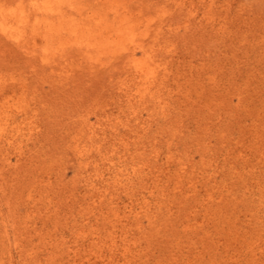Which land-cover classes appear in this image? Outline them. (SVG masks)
<instances>
[{"label": "bare ground", "instance_id": "1", "mask_svg": "<svg viewBox=\"0 0 264 264\" xmlns=\"http://www.w3.org/2000/svg\"><path fill=\"white\" fill-rule=\"evenodd\" d=\"M229 3L0 0L30 55L0 72V264H264V38L227 39ZM71 50L107 74L58 142L39 90Z\"/></svg>", "mask_w": 264, "mask_h": 264}, {"label": "rangeland", "instance_id": "2", "mask_svg": "<svg viewBox=\"0 0 264 264\" xmlns=\"http://www.w3.org/2000/svg\"><path fill=\"white\" fill-rule=\"evenodd\" d=\"M229 1H231V0H229ZM241 1V0H240ZM233 2H237V4L236 3H234L233 4ZM239 0L237 1V0H232V3L230 4L231 5V9H229L227 12H226V14H225V12H223V14L222 15H225V16H227L228 17V20L226 21V22H228L227 24H230L231 26L233 25L234 27H232L231 28V26L229 27L228 26V30H226L225 31V34H226V37L230 34V36H228L227 37V39H229V38H231L232 36V38L231 39H234L235 41H236V39L238 38L239 39V37L242 35V37L244 38L247 34H248V32H249V34L251 33V36L248 34V36H249V38L247 37V39L249 40L250 39V41H252V40H256V39H252L251 37L253 36L252 34H254L255 35V37H256V35L258 36H260V38L262 37V38H264V31H263V29L264 28H261L260 26L258 27L259 29H261L260 31H258V30H256L257 29V26L254 28V27H252L251 26V28H249L250 27V25L251 24H248L247 26H245L246 24H241V21H243V19L244 20H247L248 19V17L251 15V14H253V15H251L250 17H249V19L252 17V18H254L255 16L254 15H256V14H258V13H260L261 11V13L262 14H264L263 12H264V0H244V2L243 1H241V3H240V8L242 9V7H241V4L242 3H246L247 5H245V6H243V7H246L245 9H244V12L246 13H244L243 11L241 12V15H244L245 14V17L244 18H242L241 17V15L240 14H238V13H236V11L238 10L237 8H236V5H239ZM236 4V5H235ZM233 5V6H232ZM234 5H235V8L237 9H234ZM243 5V4H242ZM238 7V6H237ZM258 7H260L259 9V11L257 10V8ZM256 9V11L254 12V10ZM232 10V11H231ZM233 10H234V12H233ZM236 10V11H235ZM243 10V9H242ZM239 11V10H238ZM237 11V12H238ZM148 12V11H147ZM154 12V11H153ZM153 12H151V14L153 13ZM240 12V11H239ZM257 12V13H256ZM146 13V12H145ZM242 13H244V14H242ZM249 14V16H248V14ZM151 14H148V16H147V13H146V18H148L149 17V15H150V17H151ZM233 17V18H230L231 16ZM235 15L237 16L238 15V17H239V15H240V17L239 18H235ZM254 16V17H253ZM262 16V15H261ZM242 20H241V19ZM237 19H240V20H237ZM248 19V20H249ZM220 20H221V18H220ZM220 20L219 21H217V22H219L220 23ZM238 21V22H237ZM216 22V23H217ZM237 22V23H236ZM232 23H234V24H232ZM218 24V23H217ZM226 25V24H225ZM241 25V26H240ZM219 26H221V25H219ZM219 26H218V28H219ZM245 26V27H244ZM221 28V27H220ZM236 28V30L238 29V30H243L242 32H240V31H233L232 29H235ZM244 28V29H243ZM247 29V30H246ZM248 29L249 30H256V31H248ZM229 31H232V32H229ZM261 33V34H256V33ZM234 32V33H233ZM245 32H247V33H245ZM184 33V32H183ZM227 33H228V35H227ZM236 33L237 34H240L239 36L238 35H236ZM220 34H222V33H219V35L217 34V39L220 37L221 38V36L222 35H224V34H222V35H220ZM246 34V35H245ZM263 34V35H262ZM245 35V36H244ZM235 36H238L237 38L235 37ZM254 37V36H253ZM260 38H257V41H261V40H263L262 38L260 39ZM5 39H1V36H0V41H2V43L4 44V46H3V44L1 43V45L3 46H0V72L1 71H9L8 73H11L12 72V70L13 69H15L16 70V68H13L12 69V67L14 66V64H9L10 62H12L14 59H15V57H12L11 56V60L9 59L8 60V57H10V55H11V53H13V50H14V53L16 52V49H17V47L14 49V48H12L11 47V44H8V45H10V46H7V42L5 43V41H4ZM214 41H216V38H214L213 39ZM230 40V39H229ZM240 40H243V39H241L240 38ZM239 40V41H240ZM247 40V41H248ZM263 44H264V42H263ZM212 45H214V43H212L210 46H212ZM185 44L184 45H182V47H183V50H185ZM15 47V46H14ZM188 47V46H187ZM186 47V48H187ZM191 46H189L188 48H190ZM10 49V50H9ZM21 49V48H20ZM19 48H18V50L19 51H24V52H26L24 49H22V50H20ZM19 51H17L16 53L17 54H21L22 52H19ZM186 51H189V49H186ZM191 52H193V49H192V51ZM16 53H15V55H16ZM71 54V55H70ZM70 54L68 53L67 54V56H68V59L69 58H71V59H69L70 60V65H69V68H70V70L72 69V67H70V66H72V65H74L76 68V70H75V75H74V78L73 77H71V78H69V79H62L61 80V75H56V74H60L61 72H62V70H63V66H66L64 63H66L65 62V60H68L67 59V57H59L60 58V61H62V62H60V61H58V62H60L59 63V65H58V63H55L54 65H57L58 66V68H59V66H60V68L62 69L61 70V72H59V73H55V75H56V77L58 76V77H60V78H58L57 77V79L59 80H57V82H55L56 81V78H55V76H54V74H53V77H52V79H50V77L52 76V75H50L49 74V77H47V75L48 74H46V76L45 77H47L46 78V83L44 82L43 83V87L44 88H42V90H39L40 92L39 93H41L42 94V96L44 97H42V96H40V98H43L44 100V102L46 103H48L49 105H50V108H53L54 110H57L58 111V116H56L55 114L54 115H52V116H50L49 117V119H47V121H46V119H43V120H45V123H44V125H45V130H46V132L45 133H47V131H52V132H50L51 134L50 135H53L52 137H54L55 139L57 138V140L59 139V137L57 136V135H59L60 136V134H61V131L59 130V129H61V128H63V126L65 125V124H67L68 122H70V120L68 119V117H69V113L70 112H72V111H75V110H78V109H81V110H88L90 107L91 108H93V96H91V97H88V94L89 93H92L93 92V90H95V89H97L98 88V84H99V81H101L102 79H103V76H105L107 73L106 72H104V71H101V70H98L99 68H97V70H95L94 71V73H93V67L92 66H90V64H88V63H86L87 61L85 60V64L86 65H88L89 67H91V69H89L88 68V66H86L85 64L84 65H82L83 64V60H81L79 63H77L76 64V62H77V60L76 59H78L79 60V57L78 56H76L77 54L75 53L74 55H75V57H73L72 58V50L70 51ZM9 55V56H8ZM14 55V56H15ZM21 55H23V54H21ZM20 55V58H22V60L24 59V61H25V59H27L30 55L28 54V56L26 55V53H24V55L23 56H21ZM241 55V54H240ZM18 57H19V55H18ZM18 57H16L17 59H18ZM74 58H76V59H74ZM13 59V60H12ZM65 59V60H64ZM16 60V59H15ZM14 60V61H15ZM20 60V59H19ZM74 60V61H73ZM245 60V59H244ZM9 61V62H8ZM13 61V62H14ZM17 61V60H16ZM71 61H73V62H71ZM18 62H20V61H18ZM17 62V63H18ZM22 62V61H21ZM17 63H15V65L17 64ZM64 65H63V64ZM18 64H20V63H18ZM17 64V65H18ZM37 64H39V63H37ZM67 64V63H66ZM69 64V63H68ZM78 64H79V66H78ZM24 65V64H23ZM22 65V66H23ZM82 65V66H81ZM39 66H41L40 64H39ZM15 67V66H14ZM59 68V69H60ZM79 68V69H78ZM26 70V68H23V70ZM29 69V70H28ZM28 69H27V74H28V72L31 70V68H29L28 67ZM58 69V70H59ZM66 69H68V66H67V68ZM65 69V70H66ZM95 69V68H94ZM65 70L63 71L64 73H65ZM69 69L67 70V72H66V74H70L71 73V71H70ZM91 70V71H90ZM103 70H105V69H103ZM11 71V72H10ZM19 71V69H17V71L16 72H18ZM70 71V72H69ZM73 71H74V68H73ZM14 73H15V71H13ZM21 73H23V71H21ZM26 73V72H25ZM32 73V72H31ZM93 73V74H92ZM12 74V73H11ZM18 74H19V72H18ZM62 74V73H61ZM65 74V75H66ZM73 74H74V72L72 73V75L70 74V76H73ZM25 75V74H24ZM31 74H30V72H29V74H28V76H30ZM27 76V75H26ZM32 76V75H31ZM67 76V75H66ZM19 77V76H18ZM63 77V76H62ZM65 77V76H64ZM98 77L100 78V77H102V79L101 80H97L98 79ZM54 78H55V81H54ZM47 79H50L49 80V82H47L48 80ZM54 81V83H52V82H50V81ZM51 86V87H50ZM11 89V88H10ZM10 89H9V91H10ZM8 91V92H9ZM40 94V95H41ZM193 96H195V95H193ZM99 99H97V103H99L100 102V106H101V108H100V106H99V104H97L96 105V109H98V110H105V108H109V106H108V97L107 96H99L98 97ZM38 99V98H37ZM36 101V100H35ZM38 102V101H37ZM36 105H37V103H35ZM38 105H39V103H38ZM48 105V106H49ZM200 107V105H198V106H195V111L196 110H198V108ZM46 110H47V107H46ZM45 110V111H46ZM193 110V109H192ZM48 111V110H47ZM195 111H193V113L195 112ZM47 115H49L47 112L45 113V116L44 117H47ZM48 125V126H47ZM49 127V128H48ZM51 129V130H50ZM62 130V129H61ZM53 131H54V133H55V135H54V133H53ZM60 131V133L58 134L57 132H59ZM43 136H45V134L43 135ZM43 136H41V138H40V136L39 135H37L36 137H38L37 138V141L39 140V141H42L44 138H42ZM47 136V135H46ZM33 140H34V143H33ZM33 140H29V141H31V143H32V145L30 144V146L32 147H34L35 145L34 144H38L39 143V141L37 142V141H35L36 140V138H33ZM59 140H61V138L59 139ZM58 140V142H60ZM47 143V142H46ZM32 147V148H33ZM48 147H50V145L49 146H47L46 148L48 149ZM45 148V149H46ZM54 148V147H53ZM46 149V150H47ZM50 149H52V146H51V148ZM49 150V149H48ZM68 172L70 173V175H71V170H68Z\"/></svg>", "mask_w": 264, "mask_h": 264}]
</instances>
